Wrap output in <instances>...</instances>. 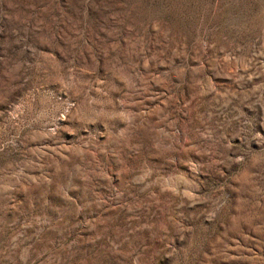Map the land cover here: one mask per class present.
Masks as SVG:
<instances>
[{
	"label": "rangeland",
	"instance_id": "374dc122",
	"mask_svg": "<svg viewBox=\"0 0 264 264\" xmlns=\"http://www.w3.org/2000/svg\"><path fill=\"white\" fill-rule=\"evenodd\" d=\"M0 264H264V0H0Z\"/></svg>",
	"mask_w": 264,
	"mask_h": 264
}]
</instances>
